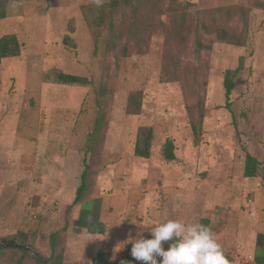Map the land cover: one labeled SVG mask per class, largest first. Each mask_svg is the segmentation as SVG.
Here are the masks:
<instances>
[{"label":"rangeland","instance_id":"rangeland-1","mask_svg":"<svg viewBox=\"0 0 264 264\" xmlns=\"http://www.w3.org/2000/svg\"><path fill=\"white\" fill-rule=\"evenodd\" d=\"M5 1L0 38L15 36L20 53L0 62V241L47 258L60 233L64 248H83L86 263L100 251L120 264L133 261L127 240L141 227L206 220L234 264H264V12L257 0H235L245 20L229 22L199 0H129L111 30L90 28L95 0ZM213 21L246 43L205 34L202 26ZM68 29L70 50L62 44ZM227 70H237L228 101ZM58 72L88 85L55 84ZM134 92L140 111L130 116ZM142 127L152 131L147 160L133 155ZM166 141L173 161L162 157ZM246 154L258 161L252 179L243 176ZM91 202L96 209L83 218L104 229L93 242L75 222L80 204ZM25 254L2 249L0 264H35Z\"/></svg>","mask_w":264,"mask_h":264},{"label":"trees","instance_id":"trees-1","mask_svg":"<svg viewBox=\"0 0 264 264\" xmlns=\"http://www.w3.org/2000/svg\"><path fill=\"white\" fill-rule=\"evenodd\" d=\"M235 0H199V4L202 8L218 9V12L223 14L226 19L225 22L231 21L235 15H239L242 20H245V10L243 5H233ZM130 4L129 0H109V3L105 6L92 7L94 11V16L89 21V26L91 29H112V19L114 14L119 8L124 5ZM220 6V7H219ZM222 7L224 9H222ZM254 8L264 12V0H257L254 4ZM92 13V12H91ZM6 17V1L0 0V20ZM202 30L207 35H213L215 39L226 45L241 47L246 43L245 36L242 33L232 31L224 23L213 21L210 24L203 25ZM62 38V44L66 49H74V44L70 40V34L73 33L72 29L66 30ZM100 39V33L97 32L94 37V53L96 54L97 49H99L98 43ZM106 44V41H103ZM208 49V46H203L200 42L197 43V49ZM20 53V46L17 39L13 35H5L0 38V62L5 59L18 57ZM237 73V70H227L223 77V87L225 91V100H229V96L233 89V79ZM53 82L55 84L67 85V86H87L88 81L84 78L69 75L65 73H55ZM140 111V94L139 92L130 93L127 98L126 113L130 116L139 115ZM199 111V122L203 118L202 107L198 109ZM193 131L195 127L192 126ZM90 137H92L90 135ZM152 146V131L150 128L142 127L139 128L135 136V141L133 145V155L138 159L147 160L150 157ZM162 157L165 161H173V145L171 141H166L162 148ZM258 161L246 154L243 168V176L246 179H252L256 176ZM81 194V186L78 188L75 196V202L79 201ZM204 225H208V221H203ZM21 241L26 243V240L21 238ZM64 236L60 233L52 234L50 238V250L51 253L46 259L51 264H62L64 260ZM19 251L22 255L25 252L18 249H12ZM225 256L228 260V264H234L232 257L227 251L224 250ZM35 264H38L35 262Z\"/></svg>","mask_w":264,"mask_h":264},{"label":"clouds","instance_id":"clouds-1","mask_svg":"<svg viewBox=\"0 0 264 264\" xmlns=\"http://www.w3.org/2000/svg\"><path fill=\"white\" fill-rule=\"evenodd\" d=\"M101 2L95 0L97 6ZM140 229L127 240L130 255L138 264H228L216 234L202 223L168 219ZM133 261L121 260L120 264Z\"/></svg>","mask_w":264,"mask_h":264},{"label":"crops","instance_id":"crops-1","mask_svg":"<svg viewBox=\"0 0 264 264\" xmlns=\"http://www.w3.org/2000/svg\"><path fill=\"white\" fill-rule=\"evenodd\" d=\"M80 213L78 215H76V219L75 222L78 224V227L81 229V231H85L87 234H89V236H91V238L89 239L90 241L92 240V238L94 237V240H96V236L98 234H102L104 229L102 227H98L97 229L92 227L93 224V220L88 219L85 220L86 217L83 218L84 213H88L91 214L95 211L96 209V205L95 203L91 202L90 204H86L84 203V208H82L83 204H80ZM85 220V221H84ZM83 248H75L72 249V251L70 250V242L66 243L65 246V251H64V260L63 262L68 263V264H88V262H85V258H87V256H84V252H82ZM97 253L94 254V256H90L91 258V262L89 264H112V262L114 261L112 256H109V254H104V253H100V251H96ZM83 255V256H82ZM111 255V254H110ZM68 261V262H67ZM115 264H118L115 262Z\"/></svg>","mask_w":264,"mask_h":264},{"label":"water","instance_id":"water-1","mask_svg":"<svg viewBox=\"0 0 264 264\" xmlns=\"http://www.w3.org/2000/svg\"><path fill=\"white\" fill-rule=\"evenodd\" d=\"M18 249L24 252H27L32 256V258L38 263V264H51L46 258L41 256L36 251L32 250L29 246L19 243L16 241H10V240H2L0 241V250L2 249Z\"/></svg>","mask_w":264,"mask_h":264}]
</instances>
